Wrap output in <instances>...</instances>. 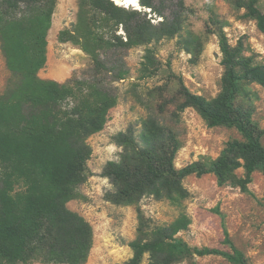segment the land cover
I'll return each mask as SVG.
<instances>
[{
    "label": "trees",
    "instance_id": "obj_1",
    "mask_svg": "<svg viewBox=\"0 0 264 264\" xmlns=\"http://www.w3.org/2000/svg\"><path fill=\"white\" fill-rule=\"evenodd\" d=\"M229 1L244 9L264 34L259 0ZM56 4L57 0H0V50L11 74L0 94V264L86 262L93 245L92 227L67 203L79 197L77 190L88 177L87 140L103 129L117 103L102 75H112L113 81L124 79L128 71L121 52L180 36L187 18L183 0H138L140 10L114 0H78L75 25L61 30L58 39L88 55L92 73L59 83L38 76L46 63V38ZM153 16L161 20L154 24ZM181 43L194 56L200 54V36L188 31ZM219 49L220 92L206 99L183 88L180 110L191 107L208 127H232L241 139L228 141L214 159L202 157L177 168L180 139L150 113L138 133L129 126L112 136L121 151L101 173L112 186L105 193L107 201L137 206L152 197L182 210L189 196L183 186L186 177L211 174L218 186L246 191L252 174L264 168V131L253 119L257 95L250 88L252 84L264 88V59L245 55L242 42L231 46L222 32ZM144 58V69L153 66L150 49ZM238 170L242 176L236 174ZM221 220L223 243L230 251L190 247L177 237L190 224L183 211L169 224H157L137 208L127 264H142L144 257L146 264H178L193 256H220L232 264H246L222 216Z\"/></svg>",
    "mask_w": 264,
    "mask_h": 264
},
{
    "label": "rangeland",
    "instance_id": "obj_2",
    "mask_svg": "<svg viewBox=\"0 0 264 264\" xmlns=\"http://www.w3.org/2000/svg\"><path fill=\"white\" fill-rule=\"evenodd\" d=\"M114 2L126 8L141 9L132 0ZM183 2L187 18L180 36L121 52L128 71L124 79L113 81L112 75H102L104 84L116 94L117 103L109 110L103 129L88 138L91 148L88 177L77 190L79 197L67 203L69 210L82 216L92 227L93 245L84 264H127L132 255L129 242L136 235L137 208L145 218L157 224H169L183 211L190 224L177 237L190 247L230 251L223 243L222 216L229 238L243 253L246 264H264V168L252 174L246 191L229 185L218 186L211 174L186 177L183 186L189 196L182 210L152 197L143 198L137 206L115 205L104 197L112 186L101 175L102 170L108 161H116L121 151L112 136L129 126L135 127L138 133L141 121L150 113L171 127L180 139L181 148L174 160L177 168L202 157L214 159L228 141L241 139L232 127H208L191 107L180 110L184 101L181 92L185 88L206 99H212L220 92L223 74L219 49L221 32L231 46L241 41L244 54H254L258 56L257 60L264 59V34L257 29L254 20L245 16L244 9L236 8L229 0ZM77 7L78 0H57L46 38V63L38 72L40 78L63 83L73 78L83 79L92 73L89 56L77 45L58 39L61 30H71L75 25ZM258 8L264 13V0L258 1ZM160 20L153 16L151 22L156 24ZM188 31L201 38L202 49L197 56L181 43V37ZM118 34L122 35V32ZM146 49L151 51L153 66L144 69ZM10 77L0 50V94L8 86ZM250 88L257 95L253 119L264 131V88L255 84ZM261 142L264 145V134ZM236 174L242 176V170ZM146 263L144 257L142 264ZM178 264L232 263L220 256H193Z\"/></svg>",
    "mask_w": 264,
    "mask_h": 264
},
{
    "label": "bare ground",
    "instance_id": "obj_3",
    "mask_svg": "<svg viewBox=\"0 0 264 264\" xmlns=\"http://www.w3.org/2000/svg\"><path fill=\"white\" fill-rule=\"evenodd\" d=\"M132 3L135 4V6H138L139 7V5L137 3V0H132Z\"/></svg>",
    "mask_w": 264,
    "mask_h": 264
}]
</instances>
